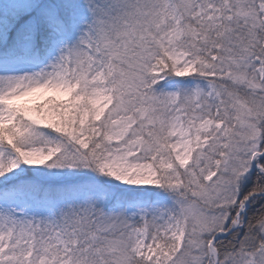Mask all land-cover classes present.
<instances>
[{
    "label": "snow or ice",
    "instance_id": "snow-or-ice-1",
    "mask_svg": "<svg viewBox=\"0 0 264 264\" xmlns=\"http://www.w3.org/2000/svg\"><path fill=\"white\" fill-rule=\"evenodd\" d=\"M0 264H264V0H0Z\"/></svg>",
    "mask_w": 264,
    "mask_h": 264
}]
</instances>
